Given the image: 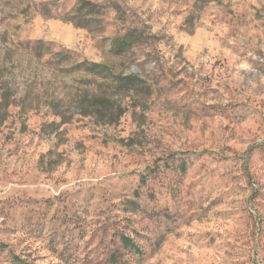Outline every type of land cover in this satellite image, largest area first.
I'll return each mask as SVG.
<instances>
[{
    "label": "rangeland",
    "instance_id": "374dc122",
    "mask_svg": "<svg viewBox=\"0 0 264 264\" xmlns=\"http://www.w3.org/2000/svg\"><path fill=\"white\" fill-rule=\"evenodd\" d=\"M0 264H264V0H0Z\"/></svg>",
    "mask_w": 264,
    "mask_h": 264
}]
</instances>
